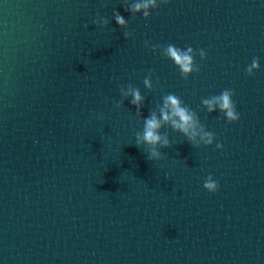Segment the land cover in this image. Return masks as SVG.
Wrapping results in <instances>:
<instances>
[{"label": "water", "instance_id": "1", "mask_svg": "<svg viewBox=\"0 0 264 264\" xmlns=\"http://www.w3.org/2000/svg\"><path fill=\"white\" fill-rule=\"evenodd\" d=\"M137 2L0 0V264H264V0ZM168 44L203 49L199 71ZM224 89L233 123L202 103ZM169 94L215 140L164 124L149 160L137 137Z\"/></svg>", "mask_w": 264, "mask_h": 264}, {"label": "clouds", "instance_id": "2", "mask_svg": "<svg viewBox=\"0 0 264 264\" xmlns=\"http://www.w3.org/2000/svg\"><path fill=\"white\" fill-rule=\"evenodd\" d=\"M167 0H139L131 6L130 11L141 12L144 17L151 14V10L156 9L160 4L166 3ZM116 23L120 26L125 25V20L117 12L115 14ZM128 34L125 33V38ZM147 44V41L145 42ZM199 55L201 60L206 58V52L203 49L198 50V53L191 46L183 48L177 47L174 44H168L163 48V55L170 60L178 69L180 76L187 79L193 72L199 71V66L195 63L194 57ZM260 63L258 58H253L251 63L246 67L247 76H253L254 72L258 71ZM145 86L151 87L148 79L145 80ZM132 99L130 103L137 107L142 101V97L138 89L130 90L129 93ZM235 95L234 90L224 89L218 95H212L202 101L208 112L219 111L223 114L224 119L228 123L236 122L240 119V113L237 111L236 104L233 101ZM169 124L174 131H179L184 134L189 142L195 141L197 137L199 142L205 146H210L215 140L214 133L204 130L198 123L195 114L189 111L188 108L182 105L180 99L174 94H169L163 98V103L160 108L159 115L153 113L144 119V128L142 135L137 137V146L141 143L150 146L147 154L149 160L159 159L161 154L157 150V146L161 148L169 147V140L159 133V129L164 125ZM216 149H222L223 145L219 142L215 144ZM220 185L211 175H209L204 183L203 188L209 193L218 191Z\"/></svg>", "mask_w": 264, "mask_h": 264}]
</instances>
